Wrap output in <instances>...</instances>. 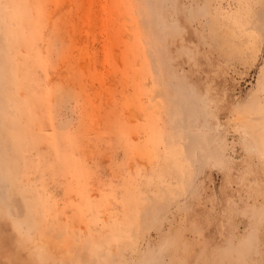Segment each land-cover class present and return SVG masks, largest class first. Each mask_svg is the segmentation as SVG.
<instances>
[{
    "label": "rangeland",
    "instance_id": "obj_1",
    "mask_svg": "<svg viewBox=\"0 0 264 264\" xmlns=\"http://www.w3.org/2000/svg\"><path fill=\"white\" fill-rule=\"evenodd\" d=\"M1 163L0 264H264V0H0Z\"/></svg>",
    "mask_w": 264,
    "mask_h": 264
},
{
    "label": "bare ground",
    "instance_id": "obj_2",
    "mask_svg": "<svg viewBox=\"0 0 264 264\" xmlns=\"http://www.w3.org/2000/svg\"><path fill=\"white\" fill-rule=\"evenodd\" d=\"M191 147H192V145H190ZM5 170H6V168H5V166L4 165H2V163L0 164V197H2V195H3V198L5 197L4 195H5V192H6V194L8 195V197H10L9 199H7L6 197V199H7V204H6V202H4V204L5 205H7V207H10V211L12 212V209H13V207H12V205L10 204V202L8 203V201H11V198H12V195L10 196L9 195V193H7L8 191H11V190H9V189H6V185L8 186L9 184L13 187V185H12V183H11V181L9 180V178L7 177L8 175H5ZM4 173V174H3ZM7 174H8V172H7ZM20 177V176H19ZM9 185V186H10ZM15 185H16V183H15ZM4 187H5V190H4ZM15 187H17V186H15ZM13 189H14V187H13ZM8 190V191H7ZM15 190V189H14ZM5 191V192H4ZM13 192V191H12ZM1 193H3V194H1ZM11 193V192H10ZM17 194H15L14 196H16ZM13 196V198H15ZM21 196V195H20ZM16 199L17 198H15L14 199V201H16ZM24 199V198H23ZM13 200V199H12ZM22 202V201H21ZM12 203V202H11ZM15 203V202H14ZM2 202H1V205H4ZM10 204V205H9ZM13 204V203H12ZM1 205H0V208H2L1 207ZM22 205H23V203H22ZM18 206V205H17ZM15 207V206H14ZM24 207V206H23ZM3 209V208H2ZM8 209V208H7ZM5 210V212H6V214L8 215V214H10L9 213V211L8 210ZM16 209V208H15ZM14 209V211H17L18 209H16L15 210ZM21 209V208H20ZM24 209H26V208H24ZM2 212V211H1ZM21 212V211H20ZM24 212V211H23ZM3 213H4V210H3ZM3 213H1L2 215H3ZM17 213V212H16ZM24 215H25V212H24ZM23 215V216H24ZM17 217H18V214H17ZM17 217H15V218H17ZM4 218V217H3ZM19 218V217H18ZM22 219V218H21ZM19 220L18 222H17V224L21 221V222H23V220ZM21 231V230H20ZM21 233V232H20ZM41 256V255H40Z\"/></svg>",
    "mask_w": 264,
    "mask_h": 264
}]
</instances>
